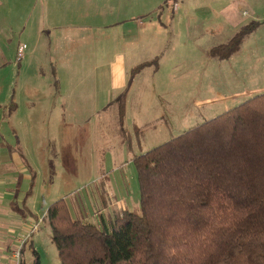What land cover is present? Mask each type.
<instances>
[{
  "label": "rangeland",
  "instance_id": "1",
  "mask_svg": "<svg viewBox=\"0 0 264 264\" xmlns=\"http://www.w3.org/2000/svg\"><path fill=\"white\" fill-rule=\"evenodd\" d=\"M171 1L96 0L98 11L74 14L79 4L57 12L59 0H0L1 264H15L12 249L24 264H60L43 219L50 204L65 199L72 216L89 218L105 200L136 208L134 157L264 89V0ZM48 13L51 22L73 26L36 36L30 24ZM251 22L256 27L235 55L210 56ZM155 56L158 71L153 65L138 75L119 120L121 90L110 86L109 64L122 57L127 80L133 66ZM60 90L63 101L55 98ZM21 154L36 172L31 195L28 174L16 164ZM28 204L38 221L16 230L10 216Z\"/></svg>",
  "mask_w": 264,
  "mask_h": 264
},
{
  "label": "trees",
  "instance_id": "2",
  "mask_svg": "<svg viewBox=\"0 0 264 264\" xmlns=\"http://www.w3.org/2000/svg\"><path fill=\"white\" fill-rule=\"evenodd\" d=\"M255 27H241L210 56L229 59ZM153 65L156 58L137 66L129 83ZM133 164L139 204L132 210L92 224L73 219L64 199L48 206L43 219L60 264H264V91Z\"/></svg>",
  "mask_w": 264,
  "mask_h": 264
},
{
  "label": "crops",
  "instance_id": "3",
  "mask_svg": "<svg viewBox=\"0 0 264 264\" xmlns=\"http://www.w3.org/2000/svg\"><path fill=\"white\" fill-rule=\"evenodd\" d=\"M95 1L96 0H59V7H58V10H57V12H60V5H66L67 3L68 4H79L80 6H81V8H79L78 9V11L77 12H75L74 14H76V13H80L82 10L83 11H85V8H86V10H88L89 12H96V11H98V9H96L95 7H94V3H95ZM44 3H46V2H44ZM48 5V4H47ZM44 7H46V5H44ZM83 7H85V8H83ZM104 14L105 15H107V13L104 11ZM59 15V19L60 20H62L63 19V17H62V15L61 14H58ZM30 17V16H29ZM51 20H53V17H50V14L48 13L47 15L45 14L44 15V17H38L37 18V20L35 19L34 20V22L32 23V24H30V26L31 27H34V34L36 35V36H42L43 34H45V35H49V33H48V31L49 30H60V32H59V35H61V32L67 27V26H70V27H72L73 26V22H71V23H62V22H58L57 24L56 23H53V22H51ZM60 20H58V21H60ZM108 25V24H107ZM104 26V23L103 24H100L99 26H98V24L96 25V28H98V27H100V29H101V27H103ZM25 30V27L21 30L22 32ZM27 31H28V29H27ZM29 32V31H28ZM56 35H58V34H56ZM155 58L157 59V61H158V57H156L155 56ZM154 58V59H155ZM154 59H152V60H149V61H145V62H150V61H153ZM117 64L115 65V63H112L111 65L109 64V67H111V68H113V77H111L110 79H109V81H110V86H111V88L112 89H114V87L116 88H118V89H120L121 91L119 92V96H118V100H119V98H120V96H121V94H123V92H126V96H125V100H124V105H125V107H124V114H123V117H125V115H126V102H127V98H128V95H129V90L131 89V87H132V85H133V83L135 82V80H136V78L138 77V75L142 72V70L143 69H146V68H149V67H151V66H149V67H144L143 69H141L139 72H137L134 76H133V78L131 79V81H130V83H129V80H130V77H131V72L137 67V66H139V65H141V64H143V63H145V62H141V63H139V64H136L135 66H133L132 68H131V70H130V72H129V77H128V79L126 80V78H125V80H122L123 79V77H125V75H126V71L124 72L123 70H122V65H121V62H122V57H119L118 59H117ZM72 64H74V63H71L69 66L70 67H73L74 65H72ZM60 67H64V65H60ZM51 68H52V66H51ZM158 68H159V65H157V68L155 69V66H154V68H152L153 69V72H157L158 71ZM114 69H115V73H114ZM52 73L54 74V75H56V71H55V69L53 68L52 69ZM117 73H118V75H117ZM121 77V78H120ZM121 80L122 81H124L123 83L121 82ZM129 84V85H128ZM262 91H264V89L262 90ZM65 94H63L62 92H61V90L56 94V97L55 98H57V99H60V100H64L65 99ZM119 101H118V115H119V120H120V113H119ZM13 104V111L15 112L16 111V109H17V106H16V104L15 103H12ZM63 105H64V102H63ZM12 111V112H13ZM123 117H122V119H123ZM24 159H25V155H22L21 154V157L20 156H17L16 157V164L19 166V168L20 169H23V170H26V172H27V174H28V177H29V181L31 180V170L35 173V175H36V172H35V169L32 167V165L28 162L27 163V161H25L24 162ZM133 162V161H132ZM29 166V167H28ZM36 177V176H35ZM33 181H36L35 180V178H34V180ZM34 187V186H33ZM37 186L35 185V188H36ZM34 188V189H35ZM33 189V188H32ZM30 190V189H29ZM28 190V191H29ZM112 190V185L110 184H108V186H107V191H108V194L107 195H109L110 196V194H111V191ZM34 193V192H33ZM28 194V193H27ZM1 196L3 195V194H0ZM108 196V197H109ZM109 198H111V197H109ZM65 200V199H64ZM121 203L124 205V208H123V206L121 205ZM103 204H105L104 205V207H103V205H102V207L103 208H100L99 210H97V209H95V211H94V216H92L91 218H89L90 217V215H89V213L88 212H86L85 213V215L83 214V213H78L77 214V216H72V212H71V216L73 217V219H79V220H81L82 219V221H84V222H87V223H92V224H98V222L99 221H101V219H108L107 217V214H110V213H113V214H120L122 211H124V210H129L128 208H127V204H124V202H122V201H120V199L118 198V199H115V200H111V203H108L106 200L103 202ZM137 207V206H136ZM132 209H134V207H132ZM22 211L23 212H21L20 210H19V212H16L14 215H11L10 216V218H12V221H14V228L16 229V230H22V231H24L29 225H30V223H34L35 221H38L37 220V217H36V215L32 212V210L30 211V206H29V204H28V206L27 205H25V206H23V208H22ZM26 213H27V215H26ZM46 213V212H45ZM90 219L92 220H95V222H89L90 221ZM13 235H15L16 234V231H12L11 232ZM16 238V237H15ZM16 240L17 241H19V238H16ZM0 244H2V242H0ZM0 249H3L2 247H0ZM9 254H11V257H12V254H13V249L12 250H10L9 251ZM4 260H5V258H4ZM1 259H0V264H1ZM3 263V262H2Z\"/></svg>",
  "mask_w": 264,
  "mask_h": 264
},
{
  "label": "built area",
  "instance_id": "4",
  "mask_svg": "<svg viewBox=\"0 0 264 264\" xmlns=\"http://www.w3.org/2000/svg\"><path fill=\"white\" fill-rule=\"evenodd\" d=\"M22 52V48H20V52L19 55H21ZM37 229V226H34V228L31 230L30 233H32V231H35ZM19 257H20V252L19 251H14L12 254V258H14L16 260L15 264H19Z\"/></svg>",
  "mask_w": 264,
  "mask_h": 264
}]
</instances>
